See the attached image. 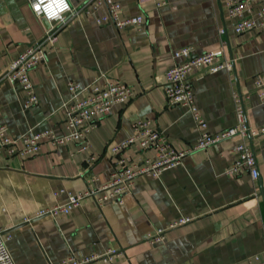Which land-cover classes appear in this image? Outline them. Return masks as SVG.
Here are the masks:
<instances>
[{"label":"crops","instance_id":"crops-1","mask_svg":"<svg viewBox=\"0 0 264 264\" xmlns=\"http://www.w3.org/2000/svg\"><path fill=\"white\" fill-rule=\"evenodd\" d=\"M87 1L69 0L73 12L55 24L57 37L46 60L29 73L38 103L24 110L23 90L3 74L50 24L32 11L30 0H0V123L13 137L45 129L65 132L69 80L83 87L103 75L128 83L134 92L99 119L88 148L81 149L80 140L57 147L43 140L37 154L0 163V229L11 235L7 246L14 263L62 264L70 250L76 257L121 252L96 264H249L254 256L264 261V101L252 87V79L264 73V29L236 34L226 0H164L161 7L155 2L162 0H116L120 17L144 19L139 27L124 28L98 23L104 8L85 13ZM223 46L232 71L193 70V96L215 134L235 124L232 90L241 94L256 181L246 172L224 174L235 159L232 138L185 155L158 177H137L121 204L100 208L85 199L68 213L40 214L65 202L66 192L107 182L116 158L110 147L132 133L136 120H150L177 150L197 143L186 108L165 101V71L183 62L173 57L177 49L191 47L195 55ZM125 152L134 159L145 154L135 145ZM59 190L64 192L55 194ZM180 218L187 221L169 227ZM157 229L165 230L164 238L150 241L148 234Z\"/></svg>","mask_w":264,"mask_h":264},{"label":"built area","instance_id":"built-area-1","mask_svg":"<svg viewBox=\"0 0 264 264\" xmlns=\"http://www.w3.org/2000/svg\"><path fill=\"white\" fill-rule=\"evenodd\" d=\"M34 13L45 19L50 27L44 36L19 53L8 65L3 77L12 85H17L24 92L22 108L29 109L38 103V97L33 83L30 80V71L40 62L46 60L47 47L56 40L58 27L56 23L65 20L68 13L73 12L69 0H65L68 7L56 12L48 9L52 0H30ZM165 1H156L155 6L161 7ZM99 7L104 12L96 19L98 23H111L116 28L139 27L143 24L142 15L120 17L121 5L116 0H88L81 10L90 13ZM225 11L229 18L234 20L233 30L242 34L250 30L264 29V0H226ZM225 28H219L220 36L225 35ZM224 47L220 51H206L192 55L191 47H183L173 52L174 58H183L182 63H175L165 71L163 92L168 105H180L186 108L191 115L198 131L197 143L183 150H177L169 143L166 135L151 126L148 119H139L132 123V133L112 145L110 151L115 158V166L107 182L102 185L90 187L76 192H66V200L54 205L48 211L40 214L68 213L79 206L85 199H92L98 207L115 202L121 204L123 198L131 192L137 177L148 175L158 177L162 171L180 164L182 158L196 150L232 138H236L233 145L235 159L224 169L226 175H239L246 172L252 181L258 178V169L252 146L247 142L251 131L246 124L245 110L242 96L237 89L232 90L234 104L235 124L219 133H210L208 124L195 103L190 73L199 68H206L210 72L218 70L232 71L233 62L225 54ZM252 87L260 101H264V73L252 79ZM70 93L68 101L64 104V129L62 135H57L52 129L41 132L23 134L13 137L8 128L0 123V163L13 157L35 155L40 151L42 141L57 147L71 141H85L81 149L89 147L87 143L89 133L97 126L100 118L109 114L112 106L117 103H126L134 97L132 87L125 82L113 81L103 75L96 77L89 85L81 87L72 80L67 82ZM135 145L140 153H145L138 159L130 157L125 151ZM94 161L93 156L90 157ZM56 191L55 194L62 193ZM186 218H180L171 223L170 228L185 223ZM165 230L157 229L148 234L150 241L159 242L164 238ZM11 235L0 229V264H15L8 249L7 241ZM121 252L107 251L104 255L89 253L76 257L73 251L62 260V264H96L111 262ZM249 264H264L258 256L248 260Z\"/></svg>","mask_w":264,"mask_h":264},{"label":"clouds","instance_id":"clouds-1","mask_svg":"<svg viewBox=\"0 0 264 264\" xmlns=\"http://www.w3.org/2000/svg\"><path fill=\"white\" fill-rule=\"evenodd\" d=\"M48 9H53L56 12L59 11H63L64 9H66L68 7L67 3L65 2V0H52L51 3H49V5L47 6Z\"/></svg>","mask_w":264,"mask_h":264}]
</instances>
